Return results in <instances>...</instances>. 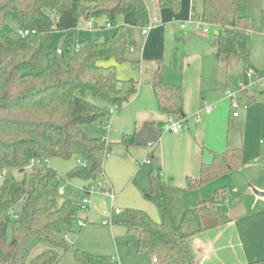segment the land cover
Listing matches in <instances>:
<instances>
[{
    "label": "trees",
    "instance_id": "16d2710c",
    "mask_svg": "<svg viewBox=\"0 0 264 264\" xmlns=\"http://www.w3.org/2000/svg\"><path fill=\"white\" fill-rule=\"evenodd\" d=\"M154 1L175 13L181 9L182 0ZM243 1L203 0L202 11L194 13L195 18L219 27L217 53L227 64L235 58H249V34L239 29H257L256 20L242 12ZM129 13L146 25L148 0H0V264H59L61 253L69 250L78 264H114L108 256L69 243L67 236L75 230L83 209L72 192L59 193L64 178L45 160L73 156L84 160L86 165L78 164L67 177L79 178L85 185L102 176L110 143L90 135L84 125L110 115L108 108L93 103L90 96L122 108L136 93L135 80L124 87L117 68L127 61L129 50L126 26L118 19ZM10 17L20 29L37 30V34L21 35L9 24ZM92 17H105L115 26L114 33L102 40L79 39L80 20ZM56 31L63 34V43L49 48ZM44 52L47 64L42 68ZM108 60L115 63H104ZM148 81L162 113L185 117L180 84L167 83L160 76ZM159 136L151 123H145L140 130L123 135L120 143L147 146ZM32 159L37 163L30 167ZM243 162L241 149L216 152L214 160L202 166L199 178H188V187L202 186ZM151 175L153 188L145 196L164 210L156 171ZM222 192L194 206L206 228L230 221L220 211L226 198ZM19 201L23 209L15 216L12 210ZM110 222L137 233L138 250L153 264H197L187 236L179 234L168 219L158 222L145 210L128 207L114 209ZM40 245L43 250L35 253ZM244 264H264V259Z\"/></svg>",
    "mask_w": 264,
    "mask_h": 264
},
{
    "label": "crops",
    "instance_id": "0c3cea01",
    "mask_svg": "<svg viewBox=\"0 0 264 264\" xmlns=\"http://www.w3.org/2000/svg\"><path fill=\"white\" fill-rule=\"evenodd\" d=\"M148 6L150 14L156 11L161 16L160 21L166 23L173 22L179 17L187 19L188 15L191 19L195 12L202 11L196 9L195 0H183L181 12L176 13L170 8H159L154 0H148ZM124 18L136 20L132 13L125 15ZM101 19L106 18H96L97 26L105 25ZM190 19L182 23L185 27L180 25L182 30L171 47L168 63L163 64L165 34L164 26L159 22L143 44L141 59L129 63L128 68L118 70V77L123 79V86L129 87V80L135 78L137 89L119 112L109 115L106 118L107 123L101 124L104 131L100 137L110 143L112 151L111 156L104 160L103 178L107 181L106 186H111L107 189L114 193L115 197L113 198L110 193L96 192L92 194L90 205L85 209L86 217L81 216L84 210L80 212L78 220L84 221L85 225L77 224L80 228L85 227V230L75 242L85 250L103 253L100 244L91 248L86 245L99 230L114 240L120 235L124 236L128 230L123 226H114L109 219L114 209L134 207L145 210L158 222L168 219L179 234L187 236L197 264H244L264 259V207L227 215L230 218L229 222L212 228H206L205 219L194 207L212 194L203 197L195 195L193 191L200 186L188 187V178H199L202 166L211 163L216 152H223L229 148L241 149L245 155L244 161L247 162L250 158L252 139L248 134L249 128L252 124L256 126L257 122L264 120V93L263 98L259 96L258 99L255 92H240L243 114L233 116L231 99L224 93L228 87V80L221 81L215 61L217 58L229 68L239 60L249 62L250 55L248 59L235 58L227 64L217 53L219 27L210 25L208 33H198L196 29L185 31L192 23ZM85 21L87 24V20ZM79 29L78 27L77 34ZM86 29L88 30V26ZM103 29L106 28L95 31ZM213 29L217 38L213 47L192 46L193 35L198 34L202 37L211 33ZM181 44L185 47L191 44V47L181 48ZM130 50L133 51L134 47H130ZM134 65L139 68L137 75L133 72ZM120 71L127 77L119 74ZM159 76L167 83L182 86L183 112L187 120L186 128L180 132H160L168 115L161 112L153 86L148 81ZM89 99L104 108L110 109L112 106L102 99L92 96ZM205 105L211 107L205 108ZM198 112L202 116L200 122L194 117ZM145 123H151L160 133L152 145L128 147L120 143L123 135L140 130ZM147 159H150V162H147ZM154 170L160 183V193L166 208L164 210H160L155 202L145 196V193L153 188L151 172ZM256 190L254 192L257 196H264L258 194ZM83 194L84 192L82 194L79 192V198ZM174 199L180 206V216L172 209ZM222 202L219 205L221 212ZM191 207L197 212L192 211ZM186 213H189L188 217H185ZM133 234L134 246L127 257L123 249L115 244L112 257L117 259V264H128L129 260L134 264H147L148 260L142 253H138V234ZM67 238L69 240V234Z\"/></svg>",
    "mask_w": 264,
    "mask_h": 264
},
{
    "label": "rangeland",
    "instance_id": "374dc122",
    "mask_svg": "<svg viewBox=\"0 0 264 264\" xmlns=\"http://www.w3.org/2000/svg\"><path fill=\"white\" fill-rule=\"evenodd\" d=\"M183 1V0H182ZM202 3L203 0H195V6L198 11H201L202 9ZM182 9V4H181ZM181 9L179 12H181ZM264 0H244L242 3V12L245 15H248L252 18H254L257 22V29L253 31H245L242 28L239 30L245 34L248 35V45H249V54L250 59L248 60H239L235 65L227 68L223 62L218 60L216 58V64L218 67L217 74L221 76L222 80L225 79L228 80V87L225 90V94L228 93H234L235 92V99L237 103L239 104V115L243 114L242 111V104L240 100V94L246 93V92H255L257 94V98L259 99V96L263 98L264 93ZM152 14H157L159 18L161 16L156 11H152ZM190 19V16L188 15L187 19H183L182 17H179L177 20L166 23L161 22L164 26V37H165V45H164V53L163 57V64L168 63L170 61V52H172L171 47L175 44L177 35L182 30L180 25L183 22H188ZM104 19H101L100 21H103ZM9 24L16 30H20V26L18 22L10 17L8 19ZM106 22V19L104 20ZM119 24H124L127 29L128 37H129V50L127 53V61L123 63H118L117 68L118 70L122 68H128L129 63L136 59H141L142 56V47L147 38H149L151 32L149 34L143 33V26L138 24L137 21L133 18H124L121 17L118 19ZM160 23V24H161ZM190 23V22H189ZM159 24V23H158ZM188 24V23H187ZM87 24L84 19L80 20L79 23V32H78V38L84 39V38H93L97 40H102L110 35H112L115 31V26L112 28H106L101 31H93L90 32L86 29ZM195 26L193 23H190L188 25V28L185 31H193ZM197 30V29H196ZM198 33H201L202 31L197 30ZM214 29L211 33L205 34L202 37L198 34L193 35V47H204L208 46L209 48L213 47L214 42L216 41V36L214 34ZM63 43V34L59 31L54 32L52 36V42L50 44L49 48H56L60 47ZM130 47H134V50L131 51ZM190 46L187 45L186 47L181 44V48H190ZM106 64H112L115 63L113 60L105 61ZM47 59H46V52H44L40 59V65L42 68L46 67ZM249 64L251 65L249 67ZM167 66V65H166ZM167 68V67H166ZM134 75L139 74L138 70L139 68H136L134 65ZM249 72H252V80H257L256 85H249L251 82V79L249 78ZM122 76H126V74L120 73ZM132 75V74H131ZM127 77V76H126ZM125 79V78H124ZM135 79V78H134ZM123 80V79H122ZM242 80H245L248 84V87L245 89H241L240 83ZM128 82V81H127ZM226 82H224L225 84ZM242 92V93H240ZM240 93V94H239ZM108 117V116H107ZM103 118L102 121H96L94 123L85 124L84 128L85 130L92 136L100 137L102 134V131H104V127L101 126L103 123H107L106 118ZM256 123V122H255ZM251 136V150L249 154H251L250 158H248L247 162H243V165L229 173L220 175L210 181H208L203 186H200V188H196L193 192L195 195H200L201 197L215 194L216 191L220 193V196L224 192H226V198L221 204V210L226 215H235L239 213V211H245L246 209H260L264 207V196H257L254 192L255 189H257L260 192L264 193V120L257 122L256 126L255 124H252L249 128V133ZM112 154V153H111ZM111 156V155H110ZM110 156L106 157L109 158ZM243 156H245L243 154ZM49 163L51 166H53L59 174L63 176V182L62 184L66 186L68 191H71L72 189H76V186H84L85 181L79 179V178H72L69 179L67 176L68 172L76 167L79 164L78 158L76 156H73L71 158H60V157H54L49 160ZM16 175L18 177H21L22 174L19 172H16ZM2 175H0V185L2 183ZM107 185V181H106ZM111 187V186H109ZM106 186V188H109ZM97 191H95L96 193ZM102 192V191H101ZM82 194L83 191H80ZM103 193V192H102ZM107 193V192H104ZM218 193V194H219ZM91 193L89 195L90 198H92ZM163 207L164 201L162 198ZM172 209L179 213L177 216H180V206L175 201H172ZM173 205L175 207H173ZM178 205V206H177ZM23 209V202L19 201L16 203L13 207L12 213L13 215H21ZM166 209V208H165ZM161 210V208H160ZM192 211L197 212L195 209L191 207ZM168 212V211H167ZM82 217H86V210L81 212ZM189 213H186L185 217H188ZM110 220V219H109ZM78 223V220H77ZM115 226V225H114ZM110 228V226H107ZM85 228V227H84ZM84 228H80L78 224L75 226V230L69 233V243L73 246L83 249L80 244L75 242L77 241V238L81 236ZM100 231V230H99ZM96 232V235L94 238L88 240L86 243L87 247H95V245L100 244V249L103 251V253H95L92 251H88L97 255H104L112 258V252L115 249V244L117 243V246L123 249V252L125 254V257H127L131 251L132 247L134 246V232H126L125 235H120L114 240L113 238L110 239L109 236H105V234L100 232ZM11 230H9L8 238H11ZM116 241V242H115ZM44 248L43 245H40L34 252L39 253ZM139 254L142 252L138 251ZM143 257L148 260L146 261L147 264H153L150 260V258L142 253ZM59 264H78L75 253L73 250H69L66 252L61 253ZM128 264H134L131 260L128 261Z\"/></svg>",
    "mask_w": 264,
    "mask_h": 264
},
{
    "label": "built area",
    "instance_id": "2783aa9c",
    "mask_svg": "<svg viewBox=\"0 0 264 264\" xmlns=\"http://www.w3.org/2000/svg\"><path fill=\"white\" fill-rule=\"evenodd\" d=\"M160 22V18L157 14H150V18H149V22L143 26V33L144 34H148L153 28H155L158 23ZM190 22L193 23V25L195 26V28L199 31H202L203 33H208L210 31V24L204 22L201 19L195 18L194 16H192V18L190 19ZM96 18L92 17L87 21V26H88V30L89 31H95L96 29H100V28H112L114 25L107 21L105 22V25L100 27L96 25ZM182 27H185V24H182ZM19 33L23 36H33L37 34V30H31V29H20ZM133 49V48H131ZM61 48L58 49V52H61ZM249 78L251 79V82L249 83V85H256L258 82L257 80H252V72H249ZM241 89H245L248 87V84L245 80H242L240 83ZM230 99H231V107H232V115L233 116H238L239 115V104L237 103L236 99H235V92L234 93H228L226 94ZM211 106L205 105V108H210ZM121 109V106L119 104H114L110 107L109 109V114L110 115H115L117 112H119ZM195 119L197 122H200L202 120V116L201 113L198 112L195 114ZM186 117H174V116H169L168 119L166 120V122L161 126L160 128V132H164V131H170V132H180L182 130H184L186 128ZM154 143V142H153ZM153 143H150V145H152ZM112 153V151L109 148H106L105 151V159L106 157L110 156ZM79 164L81 165H86V162L82 159H78ZM147 162H150V159L146 160ZM45 162H49V160H45ZM37 163V161H35V159H32L31 163H30V167L34 164ZM103 174L102 176L97 179L92 181L91 183L84 185V186H76L73 190V192L71 193L73 195V197L79 199L80 201V205L82 207L83 210L87 209L90 205L91 202V198L89 197V195L91 193H95V191L97 192H107L110 193V195L114 198L115 194L110 192L107 188H106V180L103 178ZM1 175V174H0ZM83 191L84 194L82 197L79 198V192ZM68 190L66 188V186H64L63 184L60 185L59 187V193L61 195H65L67 194ZM117 211H121L120 209H116ZM78 223L80 226L85 225V222L82 220H78ZM112 261L114 262V264H117V259L115 257H112Z\"/></svg>",
    "mask_w": 264,
    "mask_h": 264
},
{
    "label": "water",
    "instance_id": "95a60500",
    "mask_svg": "<svg viewBox=\"0 0 264 264\" xmlns=\"http://www.w3.org/2000/svg\"><path fill=\"white\" fill-rule=\"evenodd\" d=\"M256 192H258V194H261V195H263V194H264L263 192H260V191H257V190H256Z\"/></svg>",
    "mask_w": 264,
    "mask_h": 264
}]
</instances>
